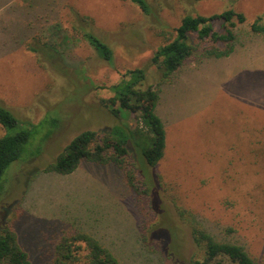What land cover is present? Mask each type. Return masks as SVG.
<instances>
[{"label":"rangeland","instance_id":"1","mask_svg":"<svg viewBox=\"0 0 264 264\" xmlns=\"http://www.w3.org/2000/svg\"><path fill=\"white\" fill-rule=\"evenodd\" d=\"M148 2L160 22L129 0H72L79 17L93 19L91 30L112 48L114 67L73 30L72 16L63 10L58 21L33 24L0 16V106L23 122V129L58 119L56 126L40 127L43 133L35 144L43 146L45 134L52 135L39 156L29 160L30 153H24L7 168L0 227L18 215V241L33 264H48L46 241H53L63 227L92 233L101 241H130L149 223L154 224L150 239L160 243L161 252L166 255L170 249L174 262H185L198 251L180 208L216 238L243 245L264 264V35L250 31L255 18L264 14V0ZM229 8L247 20L237 28L246 39L236 52L220 59L198 53L161 81L151 59L172 39L182 18ZM21 32L37 36L28 41L30 47L20 46ZM11 35L16 40L8 44ZM136 68L146 70L143 88L152 86L159 93L156 112L166 131L164 156L155 169H147L157 176V196L152 198L157 209L149 197L139 201L113 165L82 162L70 175L44 170L82 131L104 134L117 124L143 130L139 117L115 120L98 106L112 96L100 87ZM21 128L0 125V138ZM130 153L137 161L132 149ZM148 257L144 264H157Z\"/></svg>","mask_w":264,"mask_h":264},{"label":"trees","instance_id":"2","mask_svg":"<svg viewBox=\"0 0 264 264\" xmlns=\"http://www.w3.org/2000/svg\"><path fill=\"white\" fill-rule=\"evenodd\" d=\"M129 1L144 15L152 16L160 22L148 0ZM69 11L73 30L87 41L101 60L114 67L112 48L91 30L93 19L87 16L79 17L74 9ZM246 21L245 15L234 8L210 15H185L174 29L172 39L162 43L151 59V63L155 64L160 72V80L169 79L186 63L194 60L198 53L201 57L214 59L231 56L246 39L236 32ZM161 28L164 30L165 27L161 25ZM250 31L255 36L264 35V14L255 18L250 25ZM35 37L37 36H33L32 40ZM28 43L25 44L27 48L31 45ZM145 80L144 68L124 72L118 82L109 87H100L109 90L112 96L101 99L98 105L115 120L124 119L128 115L139 117L138 120L145 126L144 131L140 132L137 125L133 132L128 126L121 124L112 126L104 134L93 130L82 131L70 140L64 151L44 170L58 175H70L82 162L100 166L113 165L122 172L127 185L138 200L141 201L144 196L149 197L152 208L157 209V206H153L156 200H152L157 196L154 191L157 176L149 175L147 169H155L163 158L166 131L162 119L156 112L159 93L152 86L143 88ZM57 122L58 119L46 118L30 126L29 130L23 129L21 128L23 122L0 106L2 128L10 130L18 126L21 128L14 134L0 138V198L6 192L5 172L9 165L24 153H30L29 160L39 156L47 138L52 135L51 131L45 134L43 146L35 144V137L43 133L40 127L43 124L56 126ZM142 135L143 139H137ZM130 149L137 156L135 162L131 159ZM177 211L181 220L189 226L191 238L198 251L188 261L174 262L170 249L168 254L167 252L166 255L163 254L159 247L160 243L150 239V234L154 232L152 231L154 224L146 223L136 230L134 239L130 241H101L92 233L75 227L69 229L63 227L52 238L53 241H46L50 244L47 263L128 264L131 261H139L144 264L145 259L152 255L157 264H263L262 261L253 259L243 245L226 238H216L198 219L189 216L183 209L177 208ZM17 219L18 215L0 227V264H33L29 253L18 241L14 229V222Z\"/></svg>","mask_w":264,"mask_h":264},{"label":"crops","instance_id":"3","mask_svg":"<svg viewBox=\"0 0 264 264\" xmlns=\"http://www.w3.org/2000/svg\"><path fill=\"white\" fill-rule=\"evenodd\" d=\"M71 3L72 0H0V16L7 19L15 18L25 24L58 21L57 19L62 16V10L64 15H71L70 9L78 12ZM23 28L22 25L21 29L23 30ZM21 34L24 37L20 39V46L22 44L24 46L27 41L33 38V34L26 35L28 33L23 34L22 32ZM15 40L16 37L11 35L8 44L13 43Z\"/></svg>","mask_w":264,"mask_h":264}]
</instances>
